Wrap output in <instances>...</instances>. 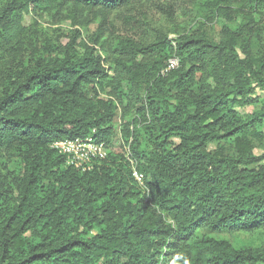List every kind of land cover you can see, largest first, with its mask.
Here are the masks:
<instances>
[{
    "label": "trees",
    "instance_id": "1",
    "mask_svg": "<svg viewBox=\"0 0 264 264\" xmlns=\"http://www.w3.org/2000/svg\"><path fill=\"white\" fill-rule=\"evenodd\" d=\"M151 1L9 0L0 8V150L21 166L15 177L0 168V264H264V245L240 250L210 236L264 234V154L252 156L241 141L256 135L263 114L242 121L234 111L256 89L264 93V55L241 58L242 33L227 26L217 42L197 33L145 46L113 37L112 13ZM227 1L205 7L231 23ZM247 2L264 6L238 0ZM36 10L81 28L91 15L96 31L89 45L75 32L64 45L37 47L23 25ZM172 58L176 68L161 74ZM127 104L139 107L120 132L133 166L117 154L81 171L52 148L87 137L109 146ZM139 130L149 150L140 149ZM227 143L236 155L224 153Z\"/></svg>",
    "mask_w": 264,
    "mask_h": 264
},
{
    "label": "rangeland",
    "instance_id": "2",
    "mask_svg": "<svg viewBox=\"0 0 264 264\" xmlns=\"http://www.w3.org/2000/svg\"><path fill=\"white\" fill-rule=\"evenodd\" d=\"M219 0H158L136 5L126 11L114 12L110 21L114 28L115 38L131 40L142 45L157 43L160 39L169 38L170 40L179 39L182 36L197 33L208 36L213 42L219 41V33L222 27L227 26L232 31L239 29L242 33L244 42L239 46V55L241 58H249L259 63L264 55V6L254 7L252 2L238 3V0H228V10L231 11L233 21L227 22L223 17H215L205 7L207 3ZM9 2V0H0V8ZM170 4V6H169ZM168 6V7H167ZM170 7V9H169ZM170 12L173 13L169 17ZM85 18L87 27L71 26L68 20L57 15L56 12L47 14L40 11H31L25 15L23 25L25 27V37L37 45L43 46L46 42L51 45L66 44L75 32L80 33L79 41L89 45V37L96 31L98 21L93 16L88 15ZM111 38V36H108ZM107 38V39H108ZM111 40H108V42ZM107 43L105 44V50ZM80 53L84 52L83 47H77ZM2 51H0V54ZM96 53L102 56L100 48H96ZM264 58V56H263ZM175 58H172V60ZM8 62L11 58L5 59ZM171 60V59H170ZM169 60V61H170ZM178 65L177 59H175ZM168 61V62H169ZM15 64L16 63H12ZM168 63H164V69L161 74H165ZM176 65V66H177ZM106 68L108 65L106 64ZM176 68V67H175ZM111 75L112 72L109 71ZM126 93L125 89H122ZM101 98L107 99L102 95ZM250 101L237 105L234 111L242 121L252 117L254 114L261 113L263 117L256 121L251 130L255 136H245L241 138L242 142H248L252 156H261L264 154V93L256 89L249 96ZM127 115L122 117V108H118L117 117L113 122V134L110 137L112 143L104 147L105 157L110 155L123 154L124 158L133 166L129 159L128 144L121 137V131L125 123L131 124L137 119V109H131L126 105ZM139 128V127H138ZM92 138V137H89ZM131 141H129L130 144ZM138 143L142 151L149 150L150 144L147 142L144 131L139 130ZM235 143H227L223 149L225 154L236 155ZM210 150H216L215 146H210ZM103 160V159H102ZM94 162L90 166L93 168ZM0 168L2 172L9 177L19 175L21 166L18 158L7 150H0ZM142 186V177L136 179ZM204 235H207L206 233ZM212 238L227 241L235 249L262 248L264 245V234L237 232L234 234H214Z\"/></svg>",
    "mask_w": 264,
    "mask_h": 264
},
{
    "label": "built area",
    "instance_id": "3",
    "mask_svg": "<svg viewBox=\"0 0 264 264\" xmlns=\"http://www.w3.org/2000/svg\"><path fill=\"white\" fill-rule=\"evenodd\" d=\"M177 62L171 59L168 62L167 70L176 67ZM105 145L96 142L93 138H85L83 140L76 139L74 141H64L55 143L52 148L60 155L66 158V165L81 171H89L92 163L104 159ZM90 165V166H89ZM135 179L139 180V176L134 174Z\"/></svg>",
    "mask_w": 264,
    "mask_h": 264
}]
</instances>
